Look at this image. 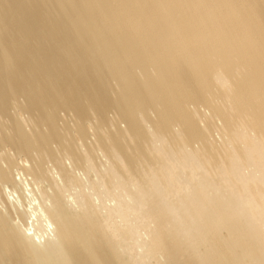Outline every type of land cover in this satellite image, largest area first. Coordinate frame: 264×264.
<instances>
[{"label":"bare ground","instance_id":"obj_1","mask_svg":"<svg viewBox=\"0 0 264 264\" xmlns=\"http://www.w3.org/2000/svg\"><path fill=\"white\" fill-rule=\"evenodd\" d=\"M0 264H264V0H0Z\"/></svg>","mask_w":264,"mask_h":264},{"label":"clouds","instance_id":"obj_2","mask_svg":"<svg viewBox=\"0 0 264 264\" xmlns=\"http://www.w3.org/2000/svg\"><path fill=\"white\" fill-rule=\"evenodd\" d=\"M9 199H12V197H9ZM28 235H31V233H28Z\"/></svg>","mask_w":264,"mask_h":264}]
</instances>
